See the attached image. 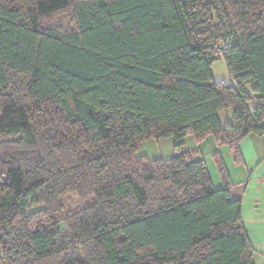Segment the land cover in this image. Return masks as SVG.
I'll return each mask as SVG.
<instances>
[{"label":"trees","instance_id":"1","mask_svg":"<svg viewBox=\"0 0 264 264\" xmlns=\"http://www.w3.org/2000/svg\"><path fill=\"white\" fill-rule=\"evenodd\" d=\"M263 122L264 0H0V264H254L185 140L242 163ZM68 196L93 202L58 219Z\"/></svg>","mask_w":264,"mask_h":264},{"label":"rangeland","instance_id":"2","mask_svg":"<svg viewBox=\"0 0 264 264\" xmlns=\"http://www.w3.org/2000/svg\"><path fill=\"white\" fill-rule=\"evenodd\" d=\"M212 73L216 82H224L235 86L233 77L228 74L223 60H217L213 64ZM247 92L250 93V88L247 89ZM231 119L230 111L223 112L220 115L221 124L230 123ZM176 143L173 138L146 141L141 144L136 157H145L148 161L160 158L164 160L170 159L174 156L173 148ZM185 144L188 152L195 154L204 161L210 173L209 175H211L210 177L213 178L215 183H221L217 165V161H221L227 171L234 192L244 194L241 205V220L250 244L256 246L259 239H264V232H261L264 230V206H261L263 200H260L261 197L264 199V184L258 181L259 178L264 181V161L256 165H245L244 162L236 163L233 152L225 146H217L212 138H208L198 145L191 138H187ZM92 202V199L81 201L75 197L68 196L61 201L63 210L58 219H62L69 212L78 211ZM36 211L32 210L30 213ZM255 248L254 264H264V257L260 254L261 247L256 246Z\"/></svg>","mask_w":264,"mask_h":264},{"label":"crops","instance_id":"3","mask_svg":"<svg viewBox=\"0 0 264 264\" xmlns=\"http://www.w3.org/2000/svg\"><path fill=\"white\" fill-rule=\"evenodd\" d=\"M220 115H219V118H220ZM263 126H264V122H263ZM263 140H264V136L261 138H258V137L250 135L241 142L240 152H241L242 160L245 165H254V164L256 165L257 163L259 164L262 161H264V141ZM185 151L188 152L186 146H185ZM196 158H198V156ZM211 179H212L214 187L216 189H219L221 187V183L220 182L215 183L212 177ZM260 180L261 178H259L258 181L261 182V184H264V181L263 180L260 181ZM243 196L244 194H239V193L237 194V192H234L233 189H231L230 191V200L240 201L241 205H242V199H244ZM261 199L263 200L261 206H264V199L262 197L260 198V200ZM258 232H260V230H258ZM261 232H264V230ZM256 246L259 248L261 247L260 254H262V256L264 257V239L263 238L259 239L257 241ZM256 246L253 245L254 248ZM255 251H256V248H255Z\"/></svg>","mask_w":264,"mask_h":264}]
</instances>
